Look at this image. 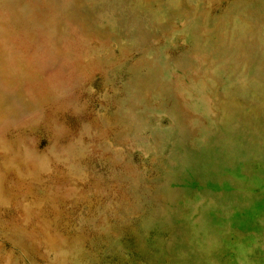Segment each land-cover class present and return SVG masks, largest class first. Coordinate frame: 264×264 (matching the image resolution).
Instances as JSON below:
<instances>
[{
  "label": "rangeland",
  "instance_id": "1",
  "mask_svg": "<svg viewBox=\"0 0 264 264\" xmlns=\"http://www.w3.org/2000/svg\"><path fill=\"white\" fill-rule=\"evenodd\" d=\"M0 264H264V0H0Z\"/></svg>",
  "mask_w": 264,
  "mask_h": 264
}]
</instances>
